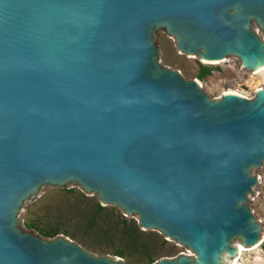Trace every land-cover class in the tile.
Instances as JSON below:
<instances>
[{
  "label": "water",
  "instance_id": "obj_1",
  "mask_svg": "<svg viewBox=\"0 0 264 264\" xmlns=\"http://www.w3.org/2000/svg\"><path fill=\"white\" fill-rule=\"evenodd\" d=\"M264 0H0V264H132L21 219L93 200L178 253L230 264L258 242L245 204L264 165V87L210 98L162 66L155 30L206 60L264 64Z\"/></svg>",
  "mask_w": 264,
  "mask_h": 264
},
{
  "label": "rangeland",
  "instance_id": "obj_2",
  "mask_svg": "<svg viewBox=\"0 0 264 264\" xmlns=\"http://www.w3.org/2000/svg\"><path fill=\"white\" fill-rule=\"evenodd\" d=\"M252 29L259 37L263 38L256 23L252 22ZM264 39V38H263ZM153 41L158 49V61L162 66L178 71L189 79H198L199 87L210 98H217L225 91L234 90L246 95L247 98L254 96L257 88L264 87V69L255 73L242 67L238 57L226 56L217 63L205 62L198 56L181 53L174 49L173 39L164 30H155ZM209 61V60H208ZM211 66L210 73L201 79L197 78L199 64ZM251 174L258 178V185L252 186V191L247 194L245 204L253 212V216L261 226V237H264V165L253 167ZM93 200L77 198L65 194H53L44 212L30 219H21L18 216V225L25 231L23 223L25 220H32L41 228L54 226L59 228V233L70 240L80 244L87 252L95 256H113L112 248L119 246L118 237L111 242L106 234L100 230L104 227L103 220L97 225H88L84 214H87L92 207ZM38 233V231H37ZM45 237V236H43ZM47 238V237H46ZM261 238V239H262ZM237 244V243H234ZM244 251L240 262L245 264H264V238L261 244L255 248ZM130 251V249H128ZM180 253L161 244L157 246L154 257L173 258ZM134 255H138L137 252ZM226 262L232 263L229 260ZM134 264V263H132ZM138 264V263H137ZM139 264H146L140 262ZM233 264V263H232Z\"/></svg>",
  "mask_w": 264,
  "mask_h": 264
},
{
  "label": "trees",
  "instance_id": "obj_3",
  "mask_svg": "<svg viewBox=\"0 0 264 264\" xmlns=\"http://www.w3.org/2000/svg\"><path fill=\"white\" fill-rule=\"evenodd\" d=\"M211 66L208 64H199L197 78L201 79L204 75L210 73ZM88 225H97L99 220H103L104 227L100 230L109 238L110 242L118 237L119 246L112 248V252L116 256L124 258L129 263L139 264L144 262L151 264L155 258L154 252L157 246L163 244L158 239L142 237L133 222H122L112 211H98L94 202L87 214H84ZM25 228L32 229L37 226L38 234L52 238L59 233V228L49 226L41 228L32 220H25L23 223ZM130 249V251H128ZM137 252L138 255H134Z\"/></svg>",
  "mask_w": 264,
  "mask_h": 264
},
{
  "label": "bare ground",
  "instance_id": "obj_4",
  "mask_svg": "<svg viewBox=\"0 0 264 264\" xmlns=\"http://www.w3.org/2000/svg\"><path fill=\"white\" fill-rule=\"evenodd\" d=\"M202 59V58H201ZM223 60V59H222ZM203 61H205V62H214V63H217V62H219L220 63V61L221 60H206V59H203ZM264 69V64L263 65H261L260 67H258V68H256L255 70H253V71H255V73H258L259 71H261V70H263ZM198 82H199V80H198ZM257 89H259V88H257ZM225 92H231V93H236V94H239V95H242V96H245L246 97V95H244V94H242V93H239V92H237V91H234V90H229V91H225ZM256 167H258V166H256ZM263 234V233H262ZM261 234V235H262ZM261 235H260V238H259V240H258V242H256L255 244H253V245H250L249 247H244L243 245H241L240 243H237V244H234V246H236V248H237V253L235 254V255H233V256H231L229 259H227V260H229L230 262H232L233 264H245V263H243V262H240V259H241V256H242V254H243V252L244 251H246V250H248L247 248H250L251 247V249H255V248H257L260 244H261V242H262V240H263V238L261 237ZM262 238V239H261ZM229 263V262H228ZM232 263H230V264H232Z\"/></svg>",
  "mask_w": 264,
  "mask_h": 264
}]
</instances>
